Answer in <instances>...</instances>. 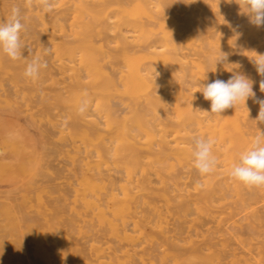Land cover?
Here are the masks:
<instances>
[{"label":"bare ground","instance_id":"obj_1","mask_svg":"<svg viewBox=\"0 0 264 264\" xmlns=\"http://www.w3.org/2000/svg\"><path fill=\"white\" fill-rule=\"evenodd\" d=\"M50 2L46 11L41 0H0V23L18 9L20 57H57L70 78L71 98L65 96L73 102L68 108L76 114L78 136L103 164L94 177L103 181L106 241L80 257L62 245L59 253L48 252L50 260L41 255L44 264H220L227 248L230 264H264V245L253 237L247 210L254 194L264 216V187H247L229 175L251 143L225 133L222 116L210 114V101L199 92L201 83L220 79L215 62L221 53L238 57L234 0ZM246 39L241 57L251 53ZM193 137L214 141L211 174L200 176L193 166ZM207 210L217 213L211 214L212 231L202 223ZM9 259L0 252V264H14Z\"/></svg>","mask_w":264,"mask_h":264},{"label":"rangeland","instance_id":"obj_2","mask_svg":"<svg viewBox=\"0 0 264 264\" xmlns=\"http://www.w3.org/2000/svg\"><path fill=\"white\" fill-rule=\"evenodd\" d=\"M236 11L238 57L220 63V79L227 81L234 72L243 73L255 81L253 91L256 96L264 99V93L259 90L262 77L256 73L250 59L255 53L264 54V27L257 28L250 24L247 16L240 14L238 4ZM242 26L245 28L242 29ZM244 34L247 35L246 41L251 47V53L247 57L240 56ZM34 58L36 57H0V252L10 258L9 261H15L14 264H44V261L49 259L48 252L52 253L58 249L56 252L59 253L62 245L64 250L69 248L74 250V253L76 251L75 254L79 257L89 256L90 249H103L106 241L103 230V181L98 178L96 180L97 175L94 173L96 168L103 169V164L96 153L95 156L92 153L95 152V147L80 140L78 136L76 114L68 108L74 109L73 102L65 96L66 93L71 98L70 78L68 74L61 73L60 60L57 57H40L48 62L47 69H41L35 79L25 77V67ZM72 64L74 63L68 65ZM52 68L53 72H50ZM39 83L42 84L40 87ZM65 85H69V93ZM59 93L66 98L60 95L57 97ZM60 97L68 102L61 99L60 102ZM47 105L53 109L49 107L47 110ZM246 107L241 103L236 108L227 109L221 114V123L224 132L233 139H245L251 143L260 130L264 131V125L257 126L254 121L259 112V105L249 99ZM64 108L72 113H68ZM90 119L96 117L93 115L86 120ZM84 124H87L86 132H89V122ZM53 155L55 157H52ZM66 188L69 190L66 191ZM256 198L254 194L248 195V221L251 231L255 229L253 237L259 238L264 245V226L261 225L264 224V216H259L256 210ZM214 210H207L202 219V223L209 222L203 226L209 227L211 231L216 225L211 220V214H217L211 212ZM75 216L78 217L77 220ZM256 231L262 232L263 235ZM229 255L231 251L228 248L220 251V264H230L232 256ZM226 256L228 257L225 258Z\"/></svg>","mask_w":264,"mask_h":264},{"label":"clouds","instance_id":"obj_3","mask_svg":"<svg viewBox=\"0 0 264 264\" xmlns=\"http://www.w3.org/2000/svg\"><path fill=\"white\" fill-rule=\"evenodd\" d=\"M239 6L240 14L247 16L250 24L257 28L264 27V0H234ZM46 11L51 10L50 0H41ZM24 25L20 19L18 9H13L11 17L0 23V52L11 59L21 56V32ZM228 59L226 53H221L216 59V65ZM256 73L262 77L259 82V90L264 93V54L255 53L251 58ZM47 67V62L40 57L29 62L24 71V76L35 79L40 70ZM253 81L247 75L234 72L225 81L215 79L210 83H201L199 91L205 100L210 101V114L221 115L230 108L246 103L252 99L259 105V112L254 121L258 125H264V99L258 98L253 91ZM247 108V107H246ZM82 106L80 111L83 112ZM248 110V109H247ZM249 113V110H248ZM193 166L200 176L211 174L217 167V158L213 153L214 141L210 138L193 137ZM229 175L234 180L247 187H264V131L256 135L251 146L240 153L238 162L233 163Z\"/></svg>","mask_w":264,"mask_h":264}]
</instances>
